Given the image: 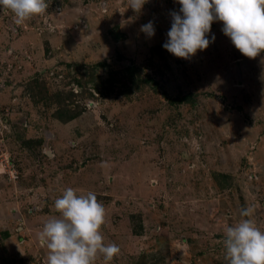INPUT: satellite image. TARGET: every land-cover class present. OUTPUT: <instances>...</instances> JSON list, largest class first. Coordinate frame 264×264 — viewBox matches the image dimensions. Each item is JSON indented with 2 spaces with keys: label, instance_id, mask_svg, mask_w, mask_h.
<instances>
[{
  "label": "rangeland",
  "instance_id": "obj_1",
  "mask_svg": "<svg viewBox=\"0 0 264 264\" xmlns=\"http://www.w3.org/2000/svg\"><path fill=\"white\" fill-rule=\"evenodd\" d=\"M46 3L21 25L0 12V264H47L39 232L68 187L105 206L111 264H227L243 207L264 231V52L214 22L206 50L176 58L175 0Z\"/></svg>",
  "mask_w": 264,
  "mask_h": 264
},
{
  "label": "clouds",
  "instance_id": "obj_2",
  "mask_svg": "<svg viewBox=\"0 0 264 264\" xmlns=\"http://www.w3.org/2000/svg\"><path fill=\"white\" fill-rule=\"evenodd\" d=\"M148 0H128V8L140 13ZM180 5L172 11L171 27L163 48L176 58L191 59L215 41L208 38L214 22H222L221 31L234 47L249 59L264 52V0H175ZM46 0H0V12L11 13L18 25L43 13ZM148 37L155 35L152 21L141 26ZM57 216L49 218L39 232L47 248V264H111L120 253L116 243H104L101 234L105 206L88 191L78 194L65 188L54 201ZM240 220L226 227L222 241L227 264H264V231L253 219L252 206L240 210Z\"/></svg>",
  "mask_w": 264,
  "mask_h": 264
},
{
  "label": "trees",
  "instance_id": "obj_3",
  "mask_svg": "<svg viewBox=\"0 0 264 264\" xmlns=\"http://www.w3.org/2000/svg\"><path fill=\"white\" fill-rule=\"evenodd\" d=\"M62 114H64V116L66 117V118H68L69 120H72V119H75L79 114L78 113H70V112H68V110H66L65 109V111L62 113Z\"/></svg>",
  "mask_w": 264,
  "mask_h": 264
},
{
  "label": "built area",
  "instance_id": "obj_4",
  "mask_svg": "<svg viewBox=\"0 0 264 264\" xmlns=\"http://www.w3.org/2000/svg\"><path fill=\"white\" fill-rule=\"evenodd\" d=\"M7 164H8V161L6 160V161H5V166H8ZM1 166H3V165H1ZM8 167H9V166H8Z\"/></svg>",
  "mask_w": 264,
  "mask_h": 264
}]
</instances>
